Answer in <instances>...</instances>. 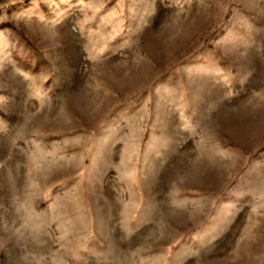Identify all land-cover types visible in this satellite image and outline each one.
Returning <instances> with one entry per match:
<instances>
[{"label":"rangeland","instance_id":"obj_1","mask_svg":"<svg viewBox=\"0 0 264 264\" xmlns=\"http://www.w3.org/2000/svg\"><path fill=\"white\" fill-rule=\"evenodd\" d=\"M0 264H264V0H0Z\"/></svg>","mask_w":264,"mask_h":264}]
</instances>
